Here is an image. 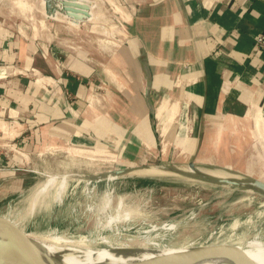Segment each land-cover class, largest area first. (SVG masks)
<instances>
[{
	"label": "crops",
	"instance_id": "crops-1",
	"mask_svg": "<svg viewBox=\"0 0 264 264\" xmlns=\"http://www.w3.org/2000/svg\"><path fill=\"white\" fill-rule=\"evenodd\" d=\"M84 1L0 0V193L59 146L264 183V0Z\"/></svg>",
	"mask_w": 264,
	"mask_h": 264
},
{
	"label": "rangeland",
	"instance_id": "rangeland-1",
	"mask_svg": "<svg viewBox=\"0 0 264 264\" xmlns=\"http://www.w3.org/2000/svg\"><path fill=\"white\" fill-rule=\"evenodd\" d=\"M30 170L33 173H29V177L24 176L16 189L0 193V212L10 208V218L13 220L0 216V239H10L3 223L6 220L25 238L30 233L43 234L45 238L38 240L50 242L51 231H54L63 236L60 246L72 242V247L79 252L84 251V255L100 249L101 245L89 243L88 240L68 239L69 235H90L97 230L94 215L84 212L86 200L82 197L77 200V193H81L84 186L82 182H89L87 192L97 197L111 193L110 207L113 211L121 200L122 209L132 217L129 222L117 224V235H112L107 229L98 231L101 236H113L116 243L142 239L147 232L150 233L149 239L154 242L161 239L165 244H174L177 240L181 243L189 238L206 235L216 226L229 223L236 217H239L238 221L247 222L249 219L245 216L260 212V226L264 229V195L242 186L218 183L217 179L221 177L235 178L222 170L197 168L192 173L187 164L166 162L128 166L106 159H95L84 151L78 153L61 146L42 152ZM116 171L123 172L116 174ZM195 174L205 178H198ZM55 176H67L72 182H81L77 189L60 183L47 185L48 179ZM77 201V211L67 209ZM185 219L188 220L185 224H179L177 230L164 239L157 238V232L152 230ZM129 245L137 247L141 241L134 240Z\"/></svg>",
	"mask_w": 264,
	"mask_h": 264
},
{
	"label": "bare ground",
	"instance_id": "bare-ground-1",
	"mask_svg": "<svg viewBox=\"0 0 264 264\" xmlns=\"http://www.w3.org/2000/svg\"><path fill=\"white\" fill-rule=\"evenodd\" d=\"M48 180L47 185L60 183L67 187H73V189H77L78 184L81 182L80 180L72 182L67 176H55ZM82 183L84 186L81 189V193H77V200L80 197L86 200L84 212L94 215L96 220L95 228L97 230L95 229L94 234L90 235H69L68 239L69 241H75L81 238L83 241L88 240L89 243L99 244L101 248L86 252L84 255V251L79 252L75 247H72V242H68L70 243L68 245L60 246L61 244L59 242L62 241L63 236L56 234L54 231H51L50 242L38 240L39 238H45L43 234L30 233L27 234L26 238L30 243V249L27 252L30 260L34 264H151L150 262L157 259H179L191 253L193 250L212 248L215 246L230 247L238 255L233 253H219L192 262L186 261L164 264H246V262L249 264H264V229L260 226L262 219L261 212L256 215L245 216L249 219L247 222L238 221L237 218L239 217L233 218L229 223L216 226L213 230L206 233V235L189 238L181 243L177 240L174 244L166 242L167 245L161 239L154 242L152 239H149L148 236L150 235L148 234L150 233L147 232L142 239H134L135 241H141V245L135 247L129 245L134 240L128 241L127 243H116L112 239L113 236L107 235L108 237H105L99 234L98 231L100 229H107L112 235H117V224L119 222H129L132 217H129L128 211L122 209L121 200L113 211V208L110 207L111 193H104L100 197H97L95 194L87 192L89 182ZM78 205L79 201L74 206L67 207V209L70 211L71 209L76 210ZM9 209L5 212H0V216L13 221L10 218ZM103 217H105L104 221L102 220ZM186 221L188 220L185 219L181 222L172 221L169 224L154 227L152 230L157 232V238L164 239L176 231L179 224H185ZM7 242L8 238L0 239V244ZM19 251L21 254L24 253L21 249Z\"/></svg>",
	"mask_w": 264,
	"mask_h": 264
},
{
	"label": "water",
	"instance_id": "water-1",
	"mask_svg": "<svg viewBox=\"0 0 264 264\" xmlns=\"http://www.w3.org/2000/svg\"><path fill=\"white\" fill-rule=\"evenodd\" d=\"M44 4V13L48 18L54 17L55 14H59L62 16H65L67 19L75 18L76 16H72L67 13V9H79L80 14L78 15L80 17H77L79 21H84L87 17L88 9L91 6L90 2H86L84 0H42ZM72 16V17H71ZM141 60H142V67L144 69V72L146 73L147 79H150V75L148 72V67L146 63V53L144 50H141ZM149 90L150 85L148 84L145 91V100L147 103V106L150 110V113L153 114V108L149 101ZM188 167L190 169V172L194 173L197 170V167L189 163ZM123 171H116V174L122 173ZM198 178H205L204 176L200 174H195ZM235 178H218L217 182L221 184H225L228 186H242L245 189H250L252 191H256L262 195H264V183L254 180H247L243 178H239L237 176H234ZM4 225L6 226L7 233L9 235V240L7 243L0 244V264H34L29 256H28V250L30 249V243L27 241V239L22 235V233L9 221L4 220ZM23 250L24 253H20L19 250ZM221 254V253H233L235 255H238L235 253L233 249L230 247H224V246H215L212 248H203V249H196L191 251V253L180 257L179 259H169V260H163V259H157L155 261L150 262L151 264H164V263H174V262H192L194 260L207 257L209 255L213 254ZM246 264H249L246 262Z\"/></svg>",
	"mask_w": 264,
	"mask_h": 264
},
{
	"label": "built area",
	"instance_id": "built-area-1",
	"mask_svg": "<svg viewBox=\"0 0 264 264\" xmlns=\"http://www.w3.org/2000/svg\"><path fill=\"white\" fill-rule=\"evenodd\" d=\"M256 44L260 45L261 47L264 46V34L256 38Z\"/></svg>",
	"mask_w": 264,
	"mask_h": 264
}]
</instances>
